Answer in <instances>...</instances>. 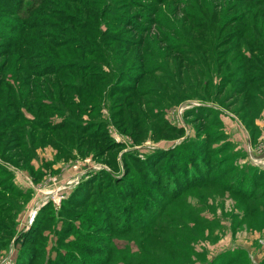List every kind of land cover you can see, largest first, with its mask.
Returning <instances> with one entry per match:
<instances>
[{"label":"rangeland","instance_id":"obj_1","mask_svg":"<svg viewBox=\"0 0 264 264\" xmlns=\"http://www.w3.org/2000/svg\"><path fill=\"white\" fill-rule=\"evenodd\" d=\"M0 264H264V0H0Z\"/></svg>","mask_w":264,"mask_h":264},{"label":"trees","instance_id":"obj_2","mask_svg":"<svg viewBox=\"0 0 264 264\" xmlns=\"http://www.w3.org/2000/svg\"><path fill=\"white\" fill-rule=\"evenodd\" d=\"M173 12H176V13H177V11H173ZM83 49L85 50V46H83ZM85 51H86V50H85ZM93 51H94V50H93ZM93 51H92V50L90 51V55H94V54L92 53ZM83 53H85V52H83ZM43 56H44V55H43ZM43 56H42V57H43ZM59 64H60V63H59ZM86 66L90 68V65H89V64H86L85 67H86ZM58 72H60V70H56V71H54L53 74H56V73L58 74ZM53 74L49 73V75H53ZM45 75H47V74H45ZM45 77H46V76H45Z\"/></svg>","mask_w":264,"mask_h":264}]
</instances>
